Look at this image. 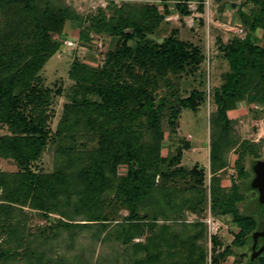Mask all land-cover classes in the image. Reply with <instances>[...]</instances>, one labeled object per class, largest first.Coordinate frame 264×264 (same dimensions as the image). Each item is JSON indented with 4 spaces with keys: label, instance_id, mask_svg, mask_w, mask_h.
Segmentation results:
<instances>
[{
    "label": "trees",
    "instance_id": "obj_1",
    "mask_svg": "<svg viewBox=\"0 0 264 264\" xmlns=\"http://www.w3.org/2000/svg\"><path fill=\"white\" fill-rule=\"evenodd\" d=\"M215 1L221 13L233 10L229 21L245 34L217 40L227 66L208 92L202 45L179 29L158 39L168 14L191 15V2L204 12L206 0H160L163 11L111 1L85 13L66 0H0V264H219L250 247L264 229V203L246 160L259 158L262 144L243 138L230 113L242 105L264 112V45L256 38L264 35V0ZM68 25L79 29L80 45L96 34L102 46L96 61L76 47L70 84L51 86L42 71L63 51ZM197 75L199 85L183 94L182 79ZM208 98L209 185L206 166L182 164L191 143L178 133L182 111L196 112ZM231 151L236 173L225 186ZM249 190L259 195L253 213L243 208ZM208 210L238 228L224 249L213 235L209 250ZM248 263L264 264V250Z\"/></svg>",
    "mask_w": 264,
    "mask_h": 264
},
{
    "label": "rangeland",
    "instance_id": "obj_2",
    "mask_svg": "<svg viewBox=\"0 0 264 264\" xmlns=\"http://www.w3.org/2000/svg\"><path fill=\"white\" fill-rule=\"evenodd\" d=\"M67 2L73 4L77 7L80 12H88L90 10L96 11L99 6L106 7L111 1L118 5H121L125 1L138 2V3H157L160 5L161 11L163 7L160 4V0H66ZM244 0H237L238 3ZM172 5V3L170 4ZM197 3L191 2L190 8L192 14L188 16H181L178 12H172L166 16V22L163 24L160 36L158 39L161 41L164 36H166L172 29H179V34L182 39L190 40L195 43L202 45L203 50L206 54V61L203 64V72L206 75V83L204 85L207 91H211L214 85H218L221 81V73L226 69V62L219 55L218 42L219 38L227 40L235 34H245L243 27L236 25L234 22H230V18L233 16V10H226L223 13L218 8V3L215 0H206V8L204 12H199L197 10ZM67 33V43L63 47V51L57 53L53 56L49 62L46 64L44 70L42 71L43 76H45L46 82L51 86L55 85L57 81H63L64 85L67 87L70 84L68 79V68L74 56V51L76 48V53L80 56L85 57L90 60H97V47L102 46L103 39L96 34H92L95 40L94 44H84L80 45L78 43L79 29L72 28L68 25L66 29ZM256 38L259 43L264 45V35L259 30L256 33ZM69 41L73 43L70 44ZM114 41L110 42V46H113ZM201 76L184 77L182 79V93L188 94L193 86L199 85ZM57 103L55 105L56 114L52 120V126L55 127L62 112L63 103L65 97L57 98ZM242 105L237 110L231 111L230 115L238 119L240 126V133L243 138L254 140L262 144L260 151V157L255 158L248 156L246 160L247 168L254 173V177L251 181V186L253 180L256 177V168L260 161H264V112H261L258 106ZM212 109V103L208 101L203 104L198 111L194 112L190 109H184L182 111L180 127L178 130L180 139H186L190 141L191 148L185 151V156L182 161L187 167H192L196 163L206 166L207 168V182L209 185V180L211 173L209 170V142H210V126H209V113ZM168 136V132H166ZM181 144V140H176L172 144L170 149H163V154L166 155L167 152L175 151L176 147ZM55 145L50 144L49 148L45 154V165L51 168L52 154L54 152ZM236 158L235 152L231 151L229 154L230 165L225 173V177L222 181L223 185L230 186L232 182V175L236 173L234 169V161ZM4 165L0 164V169ZM249 202L243 204V208H249L250 212H255L258 209L255 201L256 198L259 199L255 190H249ZM255 200V201H254ZM194 215H189V219L193 220ZM208 224V236H209V250L211 249V236L219 235L222 241V249L226 245L230 244L234 239V232L238 230L235 225L231 223V217H215L211 215L208 210V215L204 219ZM46 220L40 215H35V224L44 225ZM263 230H257L253 234V242L250 247L242 248L236 250L239 255L231 256L226 261L219 264H249L248 262L253 261L256 257L257 251L264 245L258 246L259 238L264 239V236L260 234ZM256 245V246H255ZM244 253V254H243ZM243 254V255H240ZM254 257V258H252ZM208 264H214L211 262L209 257Z\"/></svg>",
    "mask_w": 264,
    "mask_h": 264
},
{
    "label": "water",
    "instance_id": "obj_3",
    "mask_svg": "<svg viewBox=\"0 0 264 264\" xmlns=\"http://www.w3.org/2000/svg\"><path fill=\"white\" fill-rule=\"evenodd\" d=\"M252 187L257 188L259 190L260 202L264 203V161H260L257 165L256 177L253 180ZM260 234L264 236V229L262 232H260ZM263 250H264V245L257 251L256 256L259 255Z\"/></svg>",
    "mask_w": 264,
    "mask_h": 264
},
{
    "label": "built area",
    "instance_id": "obj_4",
    "mask_svg": "<svg viewBox=\"0 0 264 264\" xmlns=\"http://www.w3.org/2000/svg\"><path fill=\"white\" fill-rule=\"evenodd\" d=\"M70 42V44H72L73 42L72 41H69ZM67 43V42H66Z\"/></svg>",
    "mask_w": 264,
    "mask_h": 264
}]
</instances>
